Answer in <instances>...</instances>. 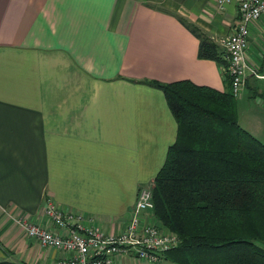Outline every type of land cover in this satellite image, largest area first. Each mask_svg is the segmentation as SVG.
I'll return each instance as SVG.
<instances>
[{
  "label": "crops",
  "instance_id": "1",
  "mask_svg": "<svg viewBox=\"0 0 264 264\" xmlns=\"http://www.w3.org/2000/svg\"><path fill=\"white\" fill-rule=\"evenodd\" d=\"M238 19L236 1L221 11L217 0H0V261L69 257L18 224L59 232L43 213L49 199L86 226L123 231L177 136L163 92L146 82L227 91L197 34L219 45ZM246 58L239 123L264 143V18ZM115 264L174 263L128 254Z\"/></svg>",
  "mask_w": 264,
  "mask_h": 264
},
{
  "label": "trees",
  "instance_id": "2",
  "mask_svg": "<svg viewBox=\"0 0 264 264\" xmlns=\"http://www.w3.org/2000/svg\"><path fill=\"white\" fill-rule=\"evenodd\" d=\"M197 35L199 58L222 67L227 91L190 81L146 82L163 92L177 123L176 140L150 186L149 214L177 242L160 259L264 264V143L239 123L227 54Z\"/></svg>",
  "mask_w": 264,
  "mask_h": 264
},
{
  "label": "built area",
  "instance_id": "3",
  "mask_svg": "<svg viewBox=\"0 0 264 264\" xmlns=\"http://www.w3.org/2000/svg\"><path fill=\"white\" fill-rule=\"evenodd\" d=\"M238 3L239 19L230 36L221 39L219 46L227 54L228 73L232 78L235 99L242 98L247 79L246 52L250 45L251 27L264 18V0H217L224 11L231 3ZM259 79L264 76L255 74ZM154 209L151 187L138 191L135 212L131 213L125 228L118 234H108L99 226H86L80 213L60 210L52 200H47L43 213L59 232L18 220L28 238L36 240L43 248H52L69 254L59 264H115L119 255H134L153 263L161 261L163 252L177 245L168 230L160 229L149 212Z\"/></svg>",
  "mask_w": 264,
  "mask_h": 264
},
{
  "label": "rangeland",
  "instance_id": "4",
  "mask_svg": "<svg viewBox=\"0 0 264 264\" xmlns=\"http://www.w3.org/2000/svg\"><path fill=\"white\" fill-rule=\"evenodd\" d=\"M258 86L261 88V90L262 91H264V81H258ZM248 91V90H247ZM237 101L238 100H236V105H237ZM237 108V113H238V119H239V117H240V108H238V107H236ZM263 138H264V135H263ZM151 186V184H144L143 186H141V188H145V187H147V188H149ZM140 188V189H141ZM139 189V190H140ZM135 212V206L132 208V213H134ZM169 232V231H168ZM173 237H175L176 238V236H174L172 233H170Z\"/></svg>",
  "mask_w": 264,
  "mask_h": 264
},
{
  "label": "bare ground",
  "instance_id": "5",
  "mask_svg": "<svg viewBox=\"0 0 264 264\" xmlns=\"http://www.w3.org/2000/svg\"><path fill=\"white\" fill-rule=\"evenodd\" d=\"M232 88V87H231Z\"/></svg>",
  "mask_w": 264,
  "mask_h": 264
}]
</instances>
